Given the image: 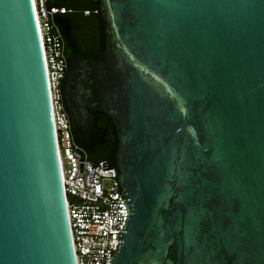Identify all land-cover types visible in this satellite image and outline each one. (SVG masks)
<instances>
[{
  "label": "water",
  "instance_id": "water-1",
  "mask_svg": "<svg viewBox=\"0 0 264 264\" xmlns=\"http://www.w3.org/2000/svg\"><path fill=\"white\" fill-rule=\"evenodd\" d=\"M98 2V59L56 21L75 140L116 133L111 264H264V0ZM0 264H76L32 0H0Z\"/></svg>",
  "mask_w": 264,
  "mask_h": 264
},
{
  "label": "built area",
  "instance_id": "built-area-1",
  "mask_svg": "<svg viewBox=\"0 0 264 264\" xmlns=\"http://www.w3.org/2000/svg\"><path fill=\"white\" fill-rule=\"evenodd\" d=\"M50 0H32L39 31L59 156L62 186L76 264H111L117 252L118 235L128 215L120 189L119 172L103 170L75 140L65 107L62 82L69 58L66 39L56 15L68 8L49 6ZM85 14H88L86 12Z\"/></svg>",
  "mask_w": 264,
  "mask_h": 264
},
{
  "label": "flooded vegetation",
  "instance_id": "flooded-vegetation-1",
  "mask_svg": "<svg viewBox=\"0 0 264 264\" xmlns=\"http://www.w3.org/2000/svg\"><path fill=\"white\" fill-rule=\"evenodd\" d=\"M55 3L64 4L69 7V12L67 13L68 15H61L60 17L65 22V27L69 37L75 42L79 55L83 56L85 51L94 50L97 43H99V31L102 36V29H100L101 20L98 21L97 19V16L100 14V10H97L95 3L92 0H57ZM85 8L88 9V14H85L84 16L82 13ZM69 44L71 46L70 42ZM94 58L98 59L99 56L96 55ZM100 115L103 116L102 114ZM97 121L98 117L96 119V123ZM104 146V140L102 143L94 145L93 148L90 149V156L93 159L100 158L104 154Z\"/></svg>",
  "mask_w": 264,
  "mask_h": 264
},
{
  "label": "trees",
  "instance_id": "trees-1",
  "mask_svg": "<svg viewBox=\"0 0 264 264\" xmlns=\"http://www.w3.org/2000/svg\"><path fill=\"white\" fill-rule=\"evenodd\" d=\"M95 3V6L97 8V10L99 9V2L98 0H92ZM55 6L58 7H65V8H69L67 5L64 4H60V3H55ZM88 11L87 8H85V10L83 11V15L85 16V13ZM68 14H64L62 16H67ZM98 21L101 20L100 18V14L97 16ZM103 23L101 21V26L100 29L103 28ZM98 37L99 40L97 43V46L94 50H89V51H85L83 53V56L86 57H91L94 58V56H99V58L102 56L103 53V49H104V38L103 35L101 36L100 31L98 32ZM66 47H67V53H68V58L70 60L71 56L73 55V50L68 42V40H66ZM103 115V114H102ZM98 117V121L96 123V128L99 130H104L105 134H104V141H105V146H104V154L98 158V159H93L90 156V149H86L89 159L97 164L99 162H107L109 163L110 166L115 167L116 163H115V154L117 151V138H116V133H115V129L114 126L111 124V122L107 119V117L105 115L101 116L99 113L97 114Z\"/></svg>",
  "mask_w": 264,
  "mask_h": 264
}]
</instances>
